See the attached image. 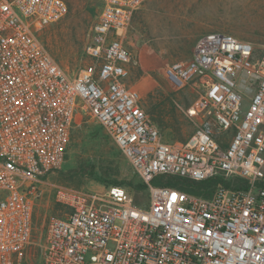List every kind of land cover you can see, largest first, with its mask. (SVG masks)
Returning a JSON list of instances; mask_svg holds the SVG:
<instances>
[{"label":"built area","instance_id":"built-area-1","mask_svg":"<svg viewBox=\"0 0 264 264\" xmlns=\"http://www.w3.org/2000/svg\"><path fill=\"white\" fill-rule=\"evenodd\" d=\"M145 1L102 0L85 46L90 62L72 76L38 37L67 15L66 2L0 0V264L29 245L34 201L64 162L80 115L109 134L148 205L122 186H55L62 212L48 219L45 264H264V46L210 32L187 62L168 65L165 77L197 95L186 110L197 128L185 142H165L125 84L123 37ZM217 174L247 187L218 185L205 198L152 185L158 175Z\"/></svg>","mask_w":264,"mask_h":264},{"label":"rangeland","instance_id":"rangeland-1","mask_svg":"<svg viewBox=\"0 0 264 264\" xmlns=\"http://www.w3.org/2000/svg\"><path fill=\"white\" fill-rule=\"evenodd\" d=\"M64 1L67 15L38 37L54 60L74 76L90 62L85 46L102 0ZM217 31L249 41L259 51L264 46V0H146L124 34L123 43L130 53L125 84L138 92L143 111L165 142H185L197 128V123L186 116L197 95L189 87H175L165 77V69L187 62L197 38ZM246 107L244 103L243 110ZM231 134L228 131V136ZM110 166L116 170L114 176L125 182L122 187L137 203L147 206L148 189H138L142 183L115 142L95 119L80 115L64 162L45 177L42 195L34 201L30 243L14 264H45L48 219L62 212L54 201V187L102 193L111 185L98 181L95 174L102 177Z\"/></svg>","mask_w":264,"mask_h":264},{"label":"trees","instance_id":"trees-1","mask_svg":"<svg viewBox=\"0 0 264 264\" xmlns=\"http://www.w3.org/2000/svg\"><path fill=\"white\" fill-rule=\"evenodd\" d=\"M115 174L116 170H114V168L110 166L104 169L102 177L97 176V174H95V177L98 181L106 185L123 186L125 182L119 181L117 179V175L114 176ZM152 185L160 187H170L188 194L210 198L218 185L234 190L245 189L247 187V181L235 176L226 178L224 174H217L203 181H194L187 178H181L171 175H158L153 178ZM137 187L141 190L146 188L143 183L139 184Z\"/></svg>","mask_w":264,"mask_h":264}]
</instances>
